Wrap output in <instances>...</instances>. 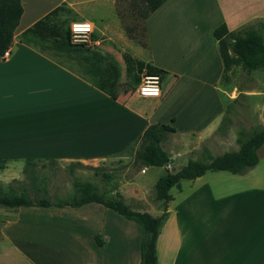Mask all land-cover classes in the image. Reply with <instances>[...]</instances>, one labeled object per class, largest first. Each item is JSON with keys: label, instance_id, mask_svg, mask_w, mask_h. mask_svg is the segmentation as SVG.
I'll return each mask as SVG.
<instances>
[{"label": "crops", "instance_id": "0c3cea01", "mask_svg": "<svg viewBox=\"0 0 264 264\" xmlns=\"http://www.w3.org/2000/svg\"><path fill=\"white\" fill-rule=\"evenodd\" d=\"M78 1L21 0L24 12L11 55L0 57V158H7L8 166L101 162L137 146L150 126L166 125L175 130L164 143L167 168L176 172L190 159L202 160L203 152L198 158L195 154L216 140L227 114L221 90L224 63L214 31L222 24L238 31L254 19H264V0H167L146 21L147 49L129 46L150 75L161 77V97L137 92L117 99L102 91L100 82L37 49L35 36H25L63 8L76 16L74 22L92 23L93 37L102 46L96 21L79 15ZM116 28L113 19L103 32L115 35ZM150 67L160 73H150ZM251 77L254 83L236 94L246 97L264 128V69L252 71ZM237 139L230 134L228 150L221 155L238 151ZM233 140L236 147L231 148ZM258 156V165L243 174L207 172L182 181L170 190L172 201L167 207L161 202L159 211L129 201L140 212L166 214L157 241L158 264H264V146ZM159 169L157 182L166 174L165 168ZM10 210L14 216L0 228V264L141 262V245L135 242L129 252L118 239L124 229L120 225L133 227L140 236L137 225L101 204Z\"/></svg>", "mask_w": 264, "mask_h": 264}, {"label": "rangeland", "instance_id": "374dc122", "mask_svg": "<svg viewBox=\"0 0 264 264\" xmlns=\"http://www.w3.org/2000/svg\"><path fill=\"white\" fill-rule=\"evenodd\" d=\"M77 3L81 17L96 21L100 32L97 29L96 31L104 38L102 46L98 50H89L71 44L70 25L78 20L70 9H63L53 18L52 23L63 36L65 44H61L60 39L55 40L52 36L46 39L35 38L37 39L35 47L86 79L101 82L107 76H113L116 79V87L112 92L118 98L137 93L148 69L141 65L143 62L138 60L129 46L147 49L145 17L147 9L143 0H79ZM113 19L114 26L117 27L115 35L104 34L103 27L112 24ZM258 24H264V19H254L244 28ZM122 36L126 37L129 45L124 44ZM251 74L252 72L237 66L223 78L221 90L227 106V122L221 125L223 130L216 133V140L207 143L204 149L207 150L208 147V153L205 154L204 149H201L195 154L198 158L203 152L204 158L201 161L209 163L211 158L228 150L230 134L234 133L237 136L240 147V144L248 140L254 132L263 128L258 125L259 115L250 111L246 97L236 94L237 90L240 91L246 85L249 87L254 83ZM260 83L264 85V79H260ZM221 142L226 144L220 145ZM232 142L231 148L236 147L234 140ZM138 150L139 144L119 156L101 162H16L11 163V166H8L10 164L8 162L5 170L0 172V190L2 194L9 196H26L33 203L41 200L51 203L59 200L66 202L74 197L73 182L78 180L99 188L109 202L128 200L125 204L133 211L141 210L131 206L129 201L138 208L161 210V202L156 200L155 190L161 171L159 168L145 167L138 161L136 158ZM144 171L147 173L144 174ZM14 212L0 207V228L3 221L14 216ZM152 215L156 217V214ZM134 224L137 225L140 236L133 227L126 225H120L124 229L118 236L123 248L129 252L134 250L135 242L141 245L143 239L141 227L135 222Z\"/></svg>", "mask_w": 264, "mask_h": 264}, {"label": "trees", "instance_id": "16d2710c", "mask_svg": "<svg viewBox=\"0 0 264 264\" xmlns=\"http://www.w3.org/2000/svg\"><path fill=\"white\" fill-rule=\"evenodd\" d=\"M167 0H143L148 19L153 13L160 9ZM63 8L56 9L49 17L40 21L35 27L28 31L25 36L33 35L36 38L46 39L53 36L55 40L60 39L65 44L63 36L57 32L52 23ZM24 9L21 0H0V57L12 46L14 34L20 24ZM214 37L219 43V51L224 63V77L237 66L246 71L264 69V24L244 28L238 31H230L226 24H222L214 31ZM68 38V36H67ZM143 65V64H141ZM150 73H160L154 68H149ZM100 89L117 99L112 90L116 87V79L107 76L99 85ZM229 111V110H228ZM227 122L224 118L223 124ZM219 130L222 131L223 127ZM175 130L166 125L150 126L143 134L139 142V150L136 158L145 167L165 168L166 174L156 183V200L167 207L172 201L170 190L179 187L182 181H194L207 172L226 171L235 175L243 174L248 169L258 165L259 149L264 146V128L254 132L245 142L240 144L238 151L227 152L223 155L211 158L210 162L190 159L184 167L174 172L167 170L169 154L164 148V143L169 135ZM7 158H0V170H5L8 163ZM34 179V178H33ZM74 197L70 201H56L51 203L41 200L38 203L30 202L26 196H9L2 194L0 190V207L16 209L20 207H57V208H80L90 203H97L112 209L127 221L137 223L143 233L141 244V264H158L157 241L166 214L154 217L147 212L133 211L122 200L109 202L100 192L99 188L89 183L74 180ZM97 243L102 247L104 242L96 236Z\"/></svg>", "mask_w": 264, "mask_h": 264}, {"label": "built area", "instance_id": "2783aa9c", "mask_svg": "<svg viewBox=\"0 0 264 264\" xmlns=\"http://www.w3.org/2000/svg\"><path fill=\"white\" fill-rule=\"evenodd\" d=\"M94 25L90 22H73L70 25L69 37L71 44L85 48L101 46V41L94 39ZM11 55V46L1 56L2 59H8ZM138 94L141 97L159 98L162 95V79L159 75L145 74L139 87Z\"/></svg>", "mask_w": 264, "mask_h": 264}]
</instances>
